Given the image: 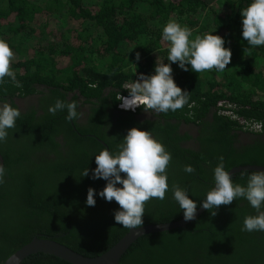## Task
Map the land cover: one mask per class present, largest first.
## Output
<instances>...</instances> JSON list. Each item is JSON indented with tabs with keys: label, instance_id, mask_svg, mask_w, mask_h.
Masks as SVG:
<instances>
[{
	"label": "trees",
	"instance_id": "16d2710c",
	"mask_svg": "<svg viewBox=\"0 0 264 264\" xmlns=\"http://www.w3.org/2000/svg\"><path fill=\"white\" fill-rule=\"evenodd\" d=\"M251 0H0V39L8 42L15 60L11 67L23 85L0 86V102L13 107L14 97L40 93L41 86L56 89L42 97L43 114L21 113L9 137L0 143L6 183L0 186V264L35 237L49 238L86 256L112 248L129 229L114 220L119 205L99 196L103 179H91L95 155L116 151L127 135L134 114L116 109L117 92L140 74L152 75L156 61H167V42L161 41L166 23L176 20L192 30V38L213 33L225 39L232 59L223 72L184 71L173 63V77L190 94L177 112L160 114L147 131L159 140L172 159L167 168L169 191L164 200L145 204V225L184 218L171 187L187 188L198 203L213 188V169L223 157L225 169L264 166V46L248 50L242 36L241 10ZM139 53L140 60L136 61ZM159 58V59H158ZM132 63L137 65L136 76ZM112 89L115 117L107 107L91 108L86 123L67 121V111L49 113L61 92L78 91L86 102L103 99ZM116 90V91H114ZM10 97V100L7 97ZM78 98L75 93L74 101ZM107 101V100H105ZM97 104H95L96 107ZM20 110V109H19ZM79 113V112H78ZM110 125H109V124ZM182 123L200 126L199 148H187L190 135L179 134ZM262 125L254 133L249 124ZM109 126L111 128H109ZM252 132V143L236 148L239 131ZM69 150L64 154L57 137ZM105 145H104V144ZM192 165V174L183 171ZM89 168V176L81 172ZM252 172L232 176L247 184ZM120 186V185H118ZM89 188L96 190V205H86ZM213 216L206 210L184 228L141 237L123 256L121 264H264V232H242L243 220L255 215L245 200L221 205ZM23 264H71L37 254Z\"/></svg>",
	"mask_w": 264,
	"mask_h": 264
},
{
	"label": "clouds",
	"instance_id": "9594fccd",
	"mask_svg": "<svg viewBox=\"0 0 264 264\" xmlns=\"http://www.w3.org/2000/svg\"><path fill=\"white\" fill-rule=\"evenodd\" d=\"M242 36L251 47L246 51L264 46V0H251V3L241 10ZM192 30L182 26L176 20H169L162 29L161 41L167 42V61H156L154 74H140L138 79L125 83L123 88L127 96L117 92L119 107L124 111L135 112L138 108L158 116L175 113L186 105L190 108V94L179 87L173 77L172 64H178L184 71L204 73L215 70L223 72L232 59V51L225 47V39L205 33L192 38ZM159 59V58H158ZM15 60L13 50L7 41L0 39V86L11 82L15 87L23 85L17 79V73L11 63ZM140 60L137 53L136 61ZM135 76L137 65L131 62ZM76 101L65 102L57 99L48 111L52 115L67 111L65 119L74 121L79 118ZM138 109V110H139ZM21 117L18 108L9 102H0V143L6 142L9 130L16 127ZM254 133L261 131L250 130ZM171 153L157 140L150 131L132 128L122 139L116 151L107 148L95 155L97 167L91 170V179H103L106 186L99 196L108 202L113 200L119 205L114 212V220L126 229H141L144 223L145 204L152 199L164 200L170 190L167 168L171 162ZM185 173L192 174L196 170L192 165H186ZM90 169L82 170L81 177H88ZM5 165L0 164V186L6 183ZM214 187L199 202V207L208 210L215 216L221 205H231L233 201L245 200L255 210V215H247L241 227L242 232H264V171H254L247 179L246 185L234 183L232 175L225 169L223 157L213 169ZM120 185V186H118ZM172 197L183 212L185 221L196 219L198 203L190 198L187 188L180 185L171 187ZM96 190L89 188L86 205H96Z\"/></svg>",
	"mask_w": 264,
	"mask_h": 264
},
{
	"label": "water",
	"instance_id": "95a60500",
	"mask_svg": "<svg viewBox=\"0 0 264 264\" xmlns=\"http://www.w3.org/2000/svg\"><path fill=\"white\" fill-rule=\"evenodd\" d=\"M0 161L1 164L4 163L1 155ZM244 171H264V166H238L231 169L229 173L233 176ZM205 211V209L200 207L197 210L196 219L192 221H185L183 218L181 220L170 223L145 225L142 226V228L139 230L129 229L128 233L124 237H122L112 248L96 257H86L67 247L66 245H63L49 238L35 237L31 242L24 245L22 248L12 254L6 261L3 262V264H23V262L29 257L41 253L57 257L71 264H121L123 256L127 253L130 247L135 244L141 237L184 228L188 224L196 221Z\"/></svg>",
	"mask_w": 264,
	"mask_h": 264
},
{
	"label": "flooded vegetation",
	"instance_id": "af4514ba",
	"mask_svg": "<svg viewBox=\"0 0 264 264\" xmlns=\"http://www.w3.org/2000/svg\"><path fill=\"white\" fill-rule=\"evenodd\" d=\"M40 93L37 94H32L29 95L27 97H23V98H19V97H14L13 101L14 104H16L19 109L20 112L25 114L26 112H30V111H37V114L40 116V114H43V111L41 108V99L42 97L45 96H51L53 91H56V89H50L48 87L45 86H41L38 87ZM112 89H107L104 91L103 94V99L99 100L97 98H91L90 102H86V98H84L78 91H75L73 93L71 92H65L63 90H61L62 93L67 94L66 96V101L67 102H71L74 101V97H75V93L78 94V98L76 100L77 104H78V108L77 111L80 113L79 116V121L80 123H86V121L88 120L90 114H91V108H99V105H101L102 107L106 106L107 107V111L110 112L111 114H114V116L117 118L120 116V113H118V111H122L124 113H131L134 114L133 118H129V122L130 125H127L124 132L127 134V132L132 129V128H139L140 130L143 131H147V123L151 122L154 123L155 121H157V119H159V115L155 116L153 114H149L145 111H143L142 108H140L139 110H137L136 112H127L122 110L119 107L120 101H118V104L116 105V110L115 109V103H114V99H113V95L110 93ZM116 91V90H114ZM7 97V96H6ZM10 102L11 99L10 97H7ZM107 100V101H105ZM95 104L96 107H95ZM109 124V123H108ZM110 125V124H109ZM109 128H111L109 126ZM200 126L198 125H193V124H189V123H182L181 127L179 128V134L181 135H185L186 133H188L190 135V138L184 141V146L187 148H199L200 144H199V137H200ZM238 141L235 142V147L239 148L242 147V145H247L253 142L254 137L256 136L254 133L252 132H247V131H239L238 132ZM63 135H60L59 137H57L58 143H60L63 148H64V154L67 153V151L69 150L70 147H68V145H65V142H63ZM3 158V157H2ZM4 161V159H3ZM1 164V161H0ZM4 165V163H3ZM262 166V165H260ZM233 169V168H232ZM229 172V171H228ZM211 179H213V176L211 177ZM213 187H214V183H213Z\"/></svg>",
	"mask_w": 264,
	"mask_h": 264
},
{
	"label": "built area",
	"instance_id": "2783aa9c",
	"mask_svg": "<svg viewBox=\"0 0 264 264\" xmlns=\"http://www.w3.org/2000/svg\"><path fill=\"white\" fill-rule=\"evenodd\" d=\"M139 109V108H138ZM137 109V110H138ZM136 110V111H137ZM135 111V112H136ZM248 128L250 129V130H254V131H261L263 128H262V125H259V124H257V123H254V124H249L248 125Z\"/></svg>",
	"mask_w": 264,
	"mask_h": 264
},
{
	"label": "rangeland",
	"instance_id": "374dc122",
	"mask_svg": "<svg viewBox=\"0 0 264 264\" xmlns=\"http://www.w3.org/2000/svg\"><path fill=\"white\" fill-rule=\"evenodd\" d=\"M1 30V29H0ZM250 48V47H249ZM250 50H253V49H250ZM228 67V66H227Z\"/></svg>",
	"mask_w": 264,
	"mask_h": 264
}]
</instances>
